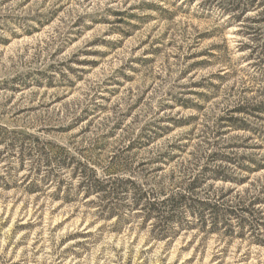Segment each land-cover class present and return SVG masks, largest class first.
Returning a JSON list of instances; mask_svg holds the SVG:
<instances>
[{
  "label": "rangeland",
  "instance_id": "rangeland-1",
  "mask_svg": "<svg viewBox=\"0 0 264 264\" xmlns=\"http://www.w3.org/2000/svg\"><path fill=\"white\" fill-rule=\"evenodd\" d=\"M0 264H264V0H0Z\"/></svg>",
  "mask_w": 264,
  "mask_h": 264
},
{
  "label": "trees",
  "instance_id": "trees-1",
  "mask_svg": "<svg viewBox=\"0 0 264 264\" xmlns=\"http://www.w3.org/2000/svg\"><path fill=\"white\" fill-rule=\"evenodd\" d=\"M238 9V8H237ZM234 11H229V13H233ZM243 15L244 10L240 11ZM230 14V16H231ZM109 167H107V179H93L90 181L88 189H91L95 194L102 195L103 201H108L110 197L113 195L115 197H119L120 193H131L133 207L144 206L148 211L149 220L154 217L159 219V222L163 225L169 226L170 224L176 223L179 221L178 210L179 209H189V214L194 216L196 215L195 210L199 211L202 214L205 211H210L211 213H215L218 215L219 211H221L217 206L206 204L200 200L194 198L191 191L195 189V184L198 179L194 178L192 181L188 183L181 184L177 191L171 192L169 195H164L162 199H154L151 197L152 194L144 191L142 188L138 187L134 181L131 180H118L114 178L113 174L117 173V170H112L114 167L123 166L119 165L118 162L114 161V158L109 162ZM109 173V174H108ZM124 195L123 197H125ZM120 201L125 200V198L118 199ZM106 218L110 220L117 217L116 214L112 212H108ZM231 213V212H228ZM201 216V215H200ZM202 220V218L200 217ZM173 230H169L168 227H161L157 231V237L166 239L171 237Z\"/></svg>",
  "mask_w": 264,
  "mask_h": 264
}]
</instances>
